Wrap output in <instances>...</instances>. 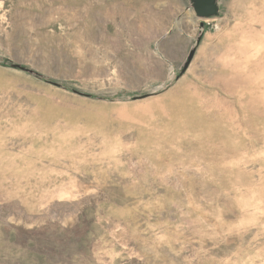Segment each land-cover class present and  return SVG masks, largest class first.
Instances as JSON below:
<instances>
[{
    "label": "rangeland",
    "instance_id": "1",
    "mask_svg": "<svg viewBox=\"0 0 264 264\" xmlns=\"http://www.w3.org/2000/svg\"><path fill=\"white\" fill-rule=\"evenodd\" d=\"M218 7L0 0V264H264V0Z\"/></svg>",
    "mask_w": 264,
    "mask_h": 264
},
{
    "label": "water",
    "instance_id": "2",
    "mask_svg": "<svg viewBox=\"0 0 264 264\" xmlns=\"http://www.w3.org/2000/svg\"><path fill=\"white\" fill-rule=\"evenodd\" d=\"M193 8L199 18L206 19L216 16L219 12L218 0H192ZM203 25V23L201 24ZM195 50H192L188 61L184 65V70L188 67L194 56Z\"/></svg>",
    "mask_w": 264,
    "mask_h": 264
}]
</instances>
